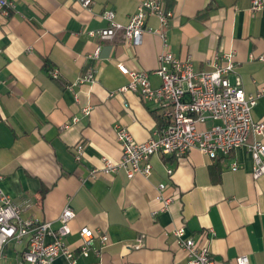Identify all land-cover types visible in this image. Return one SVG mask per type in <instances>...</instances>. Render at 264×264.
<instances>
[{
    "label": "crops",
    "instance_id": "obj_1",
    "mask_svg": "<svg viewBox=\"0 0 264 264\" xmlns=\"http://www.w3.org/2000/svg\"><path fill=\"white\" fill-rule=\"evenodd\" d=\"M9 1L13 7L0 10V186L23 208L21 216L57 227L69 204L75 216L65 241L77 264H187L172 234L179 226L209 248L216 264H236L239 255L264 264V175L253 178L246 145L222 160L197 148L183 156L153 154L149 175L128 178L119 170L86 178L102 166V157L120 158L117 125L138 142L161 128L155 101L120 92L130 77L118 67L145 70L158 86L153 71L161 39L145 32L134 45L120 35L88 34L108 24L104 10L126 23L144 0H91L88 7L77 0ZM163 1L171 12L167 44L176 57L190 56L196 70H213L215 56L232 53L231 82L246 93L264 87V7L252 10L251 0ZM147 24L159 26L155 16ZM53 68L59 73L54 79ZM91 69L94 82L76 83ZM252 115L264 121V95ZM77 143L84 146L81 161L73 156ZM159 183L165 184L162 197L171 198L164 209L155 197ZM85 225L109 235L99 256L79 254L78 230ZM24 246L9 242L1 264H15ZM54 263L69 264L63 256Z\"/></svg>",
    "mask_w": 264,
    "mask_h": 264
},
{
    "label": "built area",
    "instance_id": "obj_2",
    "mask_svg": "<svg viewBox=\"0 0 264 264\" xmlns=\"http://www.w3.org/2000/svg\"><path fill=\"white\" fill-rule=\"evenodd\" d=\"M77 1L85 7L91 3V0ZM10 7H13L11 1L0 0V10L4 13ZM262 7L264 0H251L252 10ZM101 15L108 24L88 31L89 35L100 39H114L120 35L134 45L140 43L145 32L153 33L161 39L158 67L153 71L159 76L160 84L152 86L145 70L129 69L118 64L119 69L130 77L128 83L119 90L135 91L144 100L155 101L165 124L142 142L135 141L125 125H117L115 133L121 149L120 158L114 160L102 157V166L91 169L87 179L95 178L98 173L107 174L119 170L125 171L128 178L137 173L149 175V159L153 154L183 156L197 148L215 160L228 157L243 145H246L252 158L253 178L258 179L264 175V121H255L252 115L258 99L264 95V87L246 93L240 85L231 82L229 74L234 73L236 68L232 53L222 58L215 56L213 70H196L190 56L184 60L176 57L167 44V24L171 12L165 10L163 0L141 1L126 23L117 21L111 9L104 10ZM149 16L158 19V27L147 24ZM92 56H98V49ZM260 59L264 60V56ZM49 73L53 79L59 74L54 68ZM94 80V70L91 69L78 77L76 83H92ZM82 111L88 113L89 107H84ZM73 120L77 121L78 117L74 116ZM251 135L254 138L249 140ZM72 147L74 159L81 161L83 144L77 143ZM236 166V163H231V169H237ZM166 170L168 174L172 172L171 169ZM164 188L165 184L159 183V192L155 196L162 202L163 209L171 201V198L162 197L161 191ZM22 212L23 208L14 203L0 186V264L9 242L25 245L15 264H55V259L60 256L65 257L69 264H77L74 251L65 241L71 233L70 221L75 216L69 204L59 213L60 226L57 227H53L47 220L23 217ZM78 234V251L84 256L91 250L99 256L110 240L106 232L95 231L86 225L80 226ZM172 234L177 246L185 253L187 264H216L209 248L192 236H187L184 226L175 227ZM235 262L251 264L247 255H239Z\"/></svg>",
    "mask_w": 264,
    "mask_h": 264
},
{
    "label": "trees",
    "instance_id": "obj_3",
    "mask_svg": "<svg viewBox=\"0 0 264 264\" xmlns=\"http://www.w3.org/2000/svg\"><path fill=\"white\" fill-rule=\"evenodd\" d=\"M159 122H160V124H161L160 126H161V128H162V127L164 126V124H165V123H164V120H163V119L161 120V118H159ZM161 128H160V129H161ZM222 159H223V158H219V160H222ZM212 174H213V177H216V176H217V174H216L214 171H212Z\"/></svg>",
    "mask_w": 264,
    "mask_h": 264
}]
</instances>
